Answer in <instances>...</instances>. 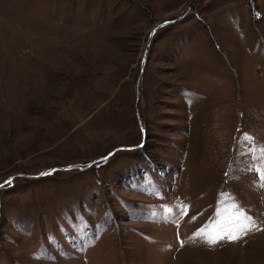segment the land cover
Here are the masks:
<instances>
[{
	"label": "rangeland",
	"instance_id": "1",
	"mask_svg": "<svg viewBox=\"0 0 264 264\" xmlns=\"http://www.w3.org/2000/svg\"><path fill=\"white\" fill-rule=\"evenodd\" d=\"M254 146L264 0H0V264H264Z\"/></svg>",
	"mask_w": 264,
	"mask_h": 264
},
{
	"label": "snow or ice",
	"instance_id": "2",
	"mask_svg": "<svg viewBox=\"0 0 264 264\" xmlns=\"http://www.w3.org/2000/svg\"><path fill=\"white\" fill-rule=\"evenodd\" d=\"M244 139L249 142L253 140V138L247 134H245ZM249 151L253 154L254 158H257L256 153L259 152V159L261 160V164L257 166L254 170L256 171V173L260 178L261 187H264V146H254L253 148H250ZM50 174L51 173H47V172L42 173V175H50ZM6 183L11 184V180L7 181ZM230 208L233 209L234 211L230 213L229 224L226 228L220 230L217 234L214 235L204 233L203 230H201V233H197V235L199 236L203 234L210 244H215L220 239H223L225 237L233 241L238 240L243 235H246L248 232L252 231L257 227L252 217L247 216L246 212L240 209L238 203L231 204ZM235 209H240V210L235 211Z\"/></svg>",
	"mask_w": 264,
	"mask_h": 264
},
{
	"label": "water",
	"instance_id": "3",
	"mask_svg": "<svg viewBox=\"0 0 264 264\" xmlns=\"http://www.w3.org/2000/svg\"><path fill=\"white\" fill-rule=\"evenodd\" d=\"M191 6H192V5H190L189 8H190ZM167 23H169V21H164V22H161V23H159V24H157V25L154 26V28H153V29L151 30V32H150V39H149V42H148V46H149V44H150V42H151V39H152L154 33L157 31V29H158L159 27H161V26H164V25L167 24ZM147 50H148V48H147L146 51H145V56H144V58H143L142 67H144V66H145V63H146ZM142 71H143V69H142ZM142 80H143V72H141L140 77H139V87H141V85H142ZM140 100H141V91L139 90V93H138V96H137V102H136V107H137V112H138V114H139L138 106H139V102H140ZM112 153H113V151L109 152L106 156H104V157H100V158H98V159H96V160L90 162L89 165H91L92 163L97 162V161H99V160H103V159H105L106 157H108V156L111 155ZM73 167H74L73 165H68V166L60 167L59 169L67 170V169H70V168H73ZM56 169H57V168H51V169H49V170L42 171L40 174L35 175V176H40V175H42V173H46V172H47V173H48V172L50 173V172H53V171L56 170ZM31 176H33V175H31ZM33 177H34V176H33ZM1 185H2V184H0V186H1Z\"/></svg>",
	"mask_w": 264,
	"mask_h": 264
}]
</instances>
